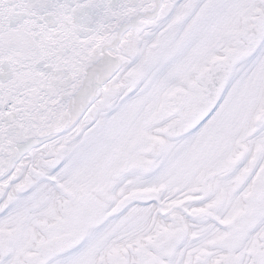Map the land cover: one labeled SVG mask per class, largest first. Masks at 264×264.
Returning a JSON list of instances; mask_svg holds the SVG:
<instances>
[{"label":"snow or ice","instance_id":"1","mask_svg":"<svg viewBox=\"0 0 264 264\" xmlns=\"http://www.w3.org/2000/svg\"><path fill=\"white\" fill-rule=\"evenodd\" d=\"M0 264H264V0H0Z\"/></svg>","mask_w":264,"mask_h":264}]
</instances>
